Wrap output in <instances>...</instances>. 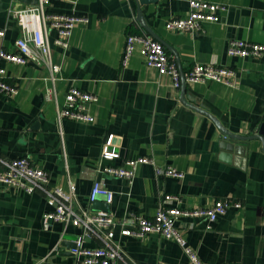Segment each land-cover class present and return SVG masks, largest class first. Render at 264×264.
<instances>
[{
	"label": "crops",
	"instance_id": "1",
	"mask_svg": "<svg viewBox=\"0 0 264 264\" xmlns=\"http://www.w3.org/2000/svg\"><path fill=\"white\" fill-rule=\"evenodd\" d=\"M200 1L225 7L217 22L172 32L166 23L188 15L187 0H50L47 11L87 21L75 24L66 48L54 44L57 33L49 29L52 61L61 67L54 97L46 96L45 65L0 63L4 81L17 89L14 96L0 92V159L28 158L47 173L49 188L68 193L73 185L75 209L108 212L119 222L128 215L151 218L165 195L177 196L186 209L224 200L227 211L212 223L177 219L187 245L207 264H264V53L227 54L232 39L264 44V0ZM35 4L0 0V48L15 51L20 36L10 10ZM141 32L162 43L181 75L195 64L225 66L235 71V85L204 81L176 89L138 53L123 65L126 36ZM71 87L98 98L86 105L93 122L56 124ZM140 156L184 176L157 175L149 164H139L130 183L101 172ZM4 168L0 161V173ZM95 181L112 191L110 204L100 198L90 206ZM237 202L241 207L231 204ZM50 209L41 191L0 183V264H81L70 251L77 239L85 247L101 245L70 221L47 219ZM120 229L113 232L123 260L113 264H189L176 242L158 234L122 236Z\"/></svg>",
	"mask_w": 264,
	"mask_h": 264
},
{
	"label": "built area",
	"instance_id": "2",
	"mask_svg": "<svg viewBox=\"0 0 264 264\" xmlns=\"http://www.w3.org/2000/svg\"><path fill=\"white\" fill-rule=\"evenodd\" d=\"M50 0H37L34 7L10 10V14L16 18L20 29V36L14 41L15 51H7L0 48V63L10 62L20 65L28 63L43 64L49 71L48 81L51 87L47 89L46 96L55 95L54 85L60 77L61 67L52 61L49 29L57 33L54 44L63 48L68 47V40L75 24L85 23L87 19L76 14L51 13L47 11ZM189 4L188 15L181 18L170 19L166 28L172 32L199 31L203 23L217 22L218 12L225 9L223 5L200 0H187ZM0 36L4 31L0 29ZM138 53L144 63L157 70L160 75H168L172 85L178 89L182 83L190 86L204 81H216L234 86L236 73L225 66L195 64L183 75L177 65L167 54L161 42L154 40L146 33L128 34L123 50V65L129 58ZM264 53V44L253 43L242 39H232L227 45L229 56L242 58L260 56ZM5 71L0 66V92L14 96L17 89L4 81ZM98 98L78 88L71 87L65 94L64 106L57 108L56 124L58 126L64 120L91 123L94 118L86 110V105L97 102ZM113 154L105 153V157ZM4 170L0 173V183L24 191L33 193L41 191L51 205L50 211L45 216L52 221L68 222L78 225L83 230V235L94 236L101 245L94 248L85 247L81 239H77L71 248L74 259L81 264H113L116 260H123L120 246L114 241L113 228L121 227L122 236L141 238L148 234H158L166 239L176 242L183 249L189 264H207L201 261L195 251L190 248L181 231L177 227V219L191 217L205 219L208 223L216 221L223 215L229 204L224 200H215L206 207H194L186 209L179 207L180 199L174 195H165L158 203L155 214L151 217L128 215L124 221H117L108 212L79 211L74 207V187L66 193L60 188L48 187L47 173L35 166L28 158L18 157L9 161H2ZM139 164H149L154 167L152 159L140 156L128 159L121 166L104 165L101 172L110 176L133 181L135 170ZM157 175L181 179L183 174L177 169L166 166H155ZM104 198L105 203L113 201V193L101 182L95 181L90 189L88 200L91 206L98 198ZM233 204V203H231ZM234 207H241L240 203H234ZM119 222V224H118Z\"/></svg>",
	"mask_w": 264,
	"mask_h": 264
},
{
	"label": "water",
	"instance_id": "3",
	"mask_svg": "<svg viewBox=\"0 0 264 264\" xmlns=\"http://www.w3.org/2000/svg\"><path fill=\"white\" fill-rule=\"evenodd\" d=\"M139 1V3L140 4H143V5H145V4H150V3H154V2H156V0H138ZM184 83H182L181 85H183ZM233 137V136H232ZM100 198H102V197H100ZM100 198H98V199H100ZM95 203V202H94ZM108 207V206H107ZM74 246V245H73ZM72 246V247H73Z\"/></svg>",
	"mask_w": 264,
	"mask_h": 264
},
{
	"label": "rangeland",
	"instance_id": "4",
	"mask_svg": "<svg viewBox=\"0 0 264 264\" xmlns=\"http://www.w3.org/2000/svg\"><path fill=\"white\" fill-rule=\"evenodd\" d=\"M234 204V203H233Z\"/></svg>",
	"mask_w": 264,
	"mask_h": 264
}]
</instances>
